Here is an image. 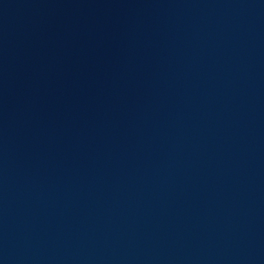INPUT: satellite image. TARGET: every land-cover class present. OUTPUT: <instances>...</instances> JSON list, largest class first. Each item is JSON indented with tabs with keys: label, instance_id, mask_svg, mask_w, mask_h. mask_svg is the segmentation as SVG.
Returning <instances> with one entry per match:
<instances>
[{
	"label": "water",
	"instance_id": "obj_1",
	"mask_svg": "<svg viewBox=\"0 0 264 264\" xmlns=\"http://www.w3.org/2000/svg\"><path fill=\"white\" fill-rule=\"evenodd\" d=\"M0 264H264V0H0Z\"/></svg>",
	"mask_w": 264,
	"mask_h": 264
}]
</instances>
